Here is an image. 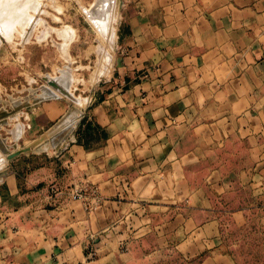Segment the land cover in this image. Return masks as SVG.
Instances as JSON below:
<instances>
[{
  "label": "crops",
  "instance_id": "0c3cea01",
  "mask_svg": "<svg viewBox=\"0 0 264 264\" xmlns=\"http://www.w3.org/2000/svg\"><path fill=\"white\" fill-rule=\"evenodd\" d=\"M133 11L120 76L80 111L75 144L0 206V264H126L143 231L185 264H264V0ZM73 185L98 194L69 200Z\"/></svg>",
  "mask_w": 264,
  "mask_h": 264
},
{
  "label": "rangeland",
  "instance_id": "374dc122",
  "mask_svg": "<svg viewBox=\"0 0 264 264\" xmlns=\"http://www.w3.org/2000/svg\"><path fill=\"white\" fill-rule=\"evenodd\" d=\"M137 1L0 0V7L14 8L2 7L0 13L17 14L6 11L1 18L10 20L3 21L11 22L8 26L13 22V29L0 19V181L14 177L12 184H0V206L13 200L12 188L24 186L30 172L75 144L80 111L94 94L103 99L104 87L109 91L120 76L121 22L135 17ZM20 3L29 5L28 11L19 12ZM211 156L210 163L216 162ZM139 234L126 251V264H185L166 234ZM255 240L260 256L264 232ZM250 249H242L246 261Z\"/></svg>",
  "mask_w": 264,
  "mask_h": 264
},
{
  "label": "built area",
  "instance_id": "2783aa9c",
  "mask_svg": "<svg viewBox=\"0 0 264 264\" xmlns=\"http://www.w3.org/2000/svg\"><path fill=\"white\" fill-rule=\"evenodd\" d=\"M72 199L86 201L88 196H97L98 188L91 186L73 185L67 193ZM93 208V206H92Z\"/></svg>",
  "mask_w": 264,
  "mask_h": 264
},
{
  "label": "bare ground",
  "instance_id": "6f19581e",
  "mask_svg": "<svg viewBox=\"0 0 264 264\" xmlns=\"http://www.w3.org/2000/svg\"><path fill=\"white\" fill-rule=\"evenodd\" d=\"M17 2H18V1H17ZM19 2H20V1H19ZM5 3H6V2H5ZM14 3H16V2H14ZM28 3H32V2H28ZM9 4H11V3H9ZM117 4H118V3H117ZM1 5H2V3H1ZM5 5H6V4H5ZM20 5H21V6H19V9L17 8V10H18L19 12L22 11V10H23V12H24L25 10L28 11V9H29V7H30L29 5H26V3H25V4H21V3H20ZM8 6H9V5H8ZM8 6H7V7H6V6L4 7V6L2 5V7H4V8H8ZM15 6H16V5H15ZM2 7H0V10L2 9ZM9 7H11V5H10ZM17 7H18V6H17ZM12 8H13V6H12L10 9H12ZM13 9H14V8H13ZM5 10H6L7 12H10V13H11V11H12V10H7V9H5ZM6 11H5V12H6ZM18 11H16V13H17ZM0 12H1V11H0ZM2 12H3V13H0V19L4 17V16H2V15L6 14V13L4 12V10H3ZM13 12H14V14H13ZM19 12H18V13H19ZM7 14H8V13H7ZM12 14H13V17H14V18L17 17V16H16L17 14H15V11H12ZM9 15H10V14H9ZM1 16H2V17H1ZM108 16H109V15H108ZM5 17H6V16H5ZM14 18H13V19H14ZM13 19H12V21H13ZM7 20H8V22L10 21L9 19H7ZM7 20L5 21L4 19H1V22L3 23V26H4V27L7 26V27H10V28L13 27V24H14L13 22H12V25H9V26H8V24H11V22L8 23V24H6V23L3 22V21L7 22ZM103 21H104V20H103ZM7 27H6V28H7ZM15 27H16V26H15ZM6 28H5V29H6ZM11 29H13V28H11ZM5 31H6V30H5ZM64 89H65V88H64ZM64 89H63V90H64ZM67 90H68V87H67ZM62 92H63V91H62Z\"/></svg>",
  "mask_w": 264,
  "mask_h": 264
}]
</instances>
